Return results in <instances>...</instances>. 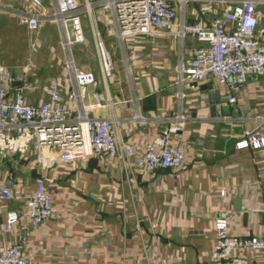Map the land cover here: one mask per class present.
Segmentation results:
<instances>
[{
  "label": "crops",
  "instance_id": "0c3cea01",
  "mask_svg": "<svg viewBox=\"0 0 264 264\" xmlns=\"http://www.w3.org/2000/svg\"><path fill=\"white\" fill-rule=\"evenodd\" d=\"M98 1H81L87 39L79 46H93L85 9L88 6L113 56L115 71L107 87L103 86L94 52L91 71L96 82L86 88L88 96L91 100L94 93H107L111 104L91 114L116 120L123 139L137 149L135 161L154 136L175 123L174 116L182 107L184 124L171 138L184 150L183 163L177 169L140 173L133 164L125 169L119 162L95 156L47 169L42 178H37L45 181L53 211L40 225L29 221L25 198L30 191L19 186L22 177L11 176L5 168L1 173L0 165V185H9L14 195L0 199V249L19 245L27 264H215L216 218L227 220L232 235L261 234L264 146L239 149L236 143L246 132L258 131L264 138V78H248L235 91L233 103L227 100V88L212 77L193 88L183 87L176 80L177 67L180 62L188 67L193 49L204 44L193 38L181 41L173 28L152 36L129 37L121 46L110 15ZM5 4L39 15L37 31H42L45 43H50L47 63L52 75L59 70L55 73L65 92L59 29L50 17L52 1L40 0V5H33L31 0H6ZM174 7L179 18L184 15L187 20L197 19L208 25L227 5L217 6L213 12L201 11L194 3L183 12ZM8 17L31 32L19 25L14 15ZM257 35L264 42V4L259 8ZM76 52L77 64L87 70L89 64ZM23 70L34 77L40 65L30 61L18 74H12L20 75ZM50 79L35 77L32 83L36 88L25 91L26 99L43 100ZM180 90L184 92L182 100L177 97ZM137 112L141 121L132 119ZM31 154L35 161L34 152ZM37 178L32 181V189ZM12 214L17 219L8 228L6 222ZM228 263L264 264V250H237Z\"/></svg>",
  "mask_w": 264,
  "mask_h": 264
},
{
  "label": "built area",
  "instance_id": "2783aa9c",
  "mask_svg": "<svg viewBox=\"0 0 264 264\" xmlns=\"http://www.w3.org/2000/svg\"><path fill=\"white\" fill-rule=\"evenodd\" d=\"M51 1L53 12L50 17L59 29L66 91H62L60 78L54 77L49 80L46 97L39 102H30L25 97V91L34 90L36 85L27 81L28 71L13 75L0 64V149L20 157L32 149L35 162L46 169L86 161L95 156L119 162L125 169L133 164L140 173L154 172L160 168H180L184 150L173 144L171 137L184 124L182 107L180 113L174 116L175 123L154 136L146 144L143 154L133 161L137 149L123 139L116 120L91 114L92 110L109 106L111 99L107 93L97 92L90 100L86 88L95 84V74L82 69L75 60V46L83 45L87 39L83 12L78 1ZM31 2L40 5V0ZM189 3L199 4L200 10L207 12H213L217 6L227 7L206 25L197 19L187 20L184 15L181 18L177 16L174 6L177 5L183 12ZM262 4L264 0L98 1L101 9L110 15L114 35L121 46L129 37L152 36L173 28V33L181 41L193 38L203 43L193 49L188 67L180 62L176 80L183 87L193 88L195 84L212 77L219 86L227 88L230 93L227 100L230 103L235 102V91L248 78H264V42L257 35L259 8ZM9 9L11 11H7L15 16L19 25L30 31L38 30L39 15L28 10ZM85 9L98 71L103 86L107 87L115 71V63L95 17L88 6ZM177 97L182 100L184 92L180 90ZM132 119L141 121L143 118L137 112ZM262 146L264 138L258 131L246 132L244 138L236 143L239 149ZM13 196L9 185H0V199ZM25 208L32 225H40L52 215V196L44 179H38L26 196ZM16 219V214L10 215L7 227ZM214 226L216 238L212 260L215 264H229L228 261L237 250H264V209L259 236L232 235L227 220L222 217L215 219ZM0 264H27L22 248L17 244L1 248Z\"/></svg>",
  "mask_w": 264,
  "mask_h": 264
},
{
  "label": "rangeland",
  "instance_id": "374dc122",
  "mask_svg": "<svg viewBox=\"0 0 264 264\" xmlns=\"http://www.w3.org/2000/svg\"><path fill=\"white\" fill-rule=\"evenodd\" d=\"M6 0H0V62L5 68H7L10 73L18 74L22 67L29 63L30 61H36L40 65V70L36 76L28 75L27 81L30 84H33V79L37 77L39 80H44L48 76H58V73H55L57 70H54L52 75L51 66L49 67L48 61L46 59L47 53H49L50 44L45 43V37L42 34V31H31L27 32L22 28H19L15 25V22L12 18L8 17V14H11L9 11L10 7L5 4ZM79 6L82 5V0H77ZM90 1V0H89ZM6 6V7H3ZM2 12H7L3 14ZM86 31V28H85ZM87 35V32H86ZM53 44V43H52ZM83 46V45H81ZM53 47V46H52ZM73 51L77 50L80 56L85 58L86 63L89 64L87 67L88 71H91L94 68L95 59H94V49L93 46L88 44L86 47L74 48ZM37 52V55H35ZM31 54H34L33 56ZM53 64V63H52ZM54 66V64H53ZM55 68V67H54ZM59 72V70L57 71ZM28 151L25 156L20 157L17 154H10L5 150L0 149V165H3V170L1 173L5 172L11 176H21L22 182L20 183L21 189L29 190L32 189V181H35V178L43 177L41 174L47 172V169L39 165L33 160V155ZM18 156L19 159H15ZM37 178V179H38ZM45 178V177H44ZM36 179V180H37Z\"/></svg>",
  "mask_w": 264,
  "mask_h": 264
},
{
  "label": "water",
  "instance_id": "95a60500",
  "mask_svg": "<svg viewBox=\"0 0 264 264\" xmlns=\"http://www.w3.org/2000/svg\"><path fill=\"white\" fill-rule=\"evenodd\" d=\"M69 30H70V27H69Z\"/></svg>",
  "mask_w": 264,
  "mask_h": 264
}]
</instances>
